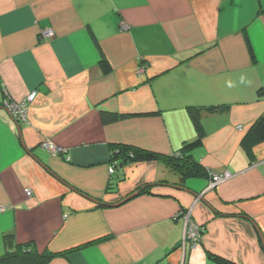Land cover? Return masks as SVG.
I'll list each match as a JSON object with an SVG mask.
<instances>
[{
    "label": "crops",
    "instance_id": "0c3cea01",
    "mask_svg": "<svg viewBox=\"0 0 264 264\" xmlns=\"http://www.w3.org/2000/svg\"><path fill=\"white\" fill-rule=\"evenodd\" d=\"M33 92L20 125L4 102ZM192 109L208 176L162 160L109 173L113 145L194 142ZM263 115L264 0H0V259L31 245L48 264H264V142L253 161L241 145ZM180 212L201 243H184Z\"/></svg>",
    "mask_w": 264,
    "mask_h": 264
},
{
    "label": "trees",
    "instance_id": "16d2710c",
    "mask_svg": "<svg viewBox=\"0 0 264 264\" xmlns=\"http://www.w3.org/2000/svg\"><path fill=\"white\" fill-rule=\"evenodd\" d=\"M100 65L105 73H109L111 71V66L106 59H102ZM225 108L226 106L222 105L211 107L208 110L210 113H217L224 110ZM190 113L197 132V139L192 143H186L177 154H174L173 156H163L136 147L113 145L111 146V163L118 162L119 165L117 169H119L120 167H123L129 163L162 160L174 171L179 172L184 178L208 176L209 172L193 156V152L202 147L206 134L200 120V115L195 114L193 109ZM118 119L119 117L117 115L103 116V120L106 123L115 122ZM262 142H264V115L252 125L241 143L250 160H255L254 148L257 144ZM148 188V186L141 188L132 195L138 196L146 193ZM10 238V235L5 236L7 243L10 242ZM14 248L15 251H12V253L0 259V264H48L53 258L58 256L57 254L51 253L39 254L31 247V245L14 246ZM209 258V264H235L214 254H211Z\"/></svg>",
    "mask_w": 264,
    "mask_h": 264
},
{
    "label": "built area",
    "instance_id": "2783aa9c",
    "mask_svg": "<svg viewBox=\"0 0 264 264\" xmlns=\"http://www.w3.org/2000/svg\"><path fill=\"white\" fill-rule=\"evenodd\" d=\"M54 37H55V33L52 29H43L40 32L41 39L51 40ZM143 70H144L143 67L139 69L140 72H142ZM36 97H37V93L33 92L20 102H15V101H11L10 99H7L4 102V107L7 109L9 114L18 124L26 125L29 124V107L31 103L35 101ZM45 147H47L54 153H59L61 151V149L49 143H46ZM118 165H119L118 162L111 163L109 167V173L111 175H113L116 172ZM230 177L231 175L229 173L213 176L212 181H210V184L208 186V189L215 188L217 185L228 180ZM26 192L29 197L32 196V191L27 190ZM180 214L181 216L185 217V221H186V232H185L184 243H186L187 241L193 243L194 245L201 243L206 228L195 223L192 220L191 215L189 213L180 212ZM168 264H172V263H168Z\"/></svg>",
    "mask_w": 264,
    "mask_h": 264
},
{
    "label": "water",
    "instance_id": "95a60500",
    "mask_svg": "<svg viewBox=\"0 0 264 264\" xmlns=\"http://www.w3.org/2000/svg\"><path fill=\"white\" fill-rule=\"evenodd\" d=\"M133 197H135V195H131V196L127 197V198L124 200V202L128 201L129 199H131V198H133Z\"/></svg>",
    "mask_w": 264,
    "mask_h": 264
}]
</instances>
